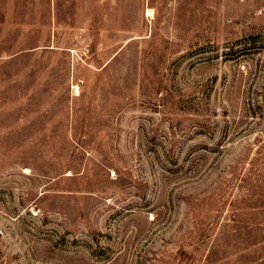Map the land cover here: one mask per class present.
<instances>
[{
	"label": "rangeland",
	"instance_id": "rangeland-1",
	"mask_svg": "<svg viewBox=\"0 0 264 264\" xmlns=\"http://www.w3.org/2000/svg\"><path fill=\"white\" fill-rule=\"evenodd\" d=\"M0 264H264V0H0Z\"/></svg>",
	"mask_w": 264,
	"mask_h": 264
}]
</instances>
